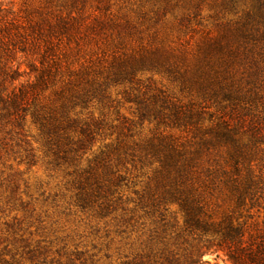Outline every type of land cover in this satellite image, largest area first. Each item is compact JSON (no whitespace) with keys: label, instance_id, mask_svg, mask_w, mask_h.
Here are the masks:
<instances>
[{"label":"rangeland","instance_id":"374dc122","mask_svg":"<svg viewBox=\"0 0 264 264\" xmlns=\"http://www.w3.org/2000/svg\"><path fill=\"white\" fill-rule=\"evenodd\" d=\"M158 94L198 123L133 101ZM93 122L65 155L81 137L67 126ZM224 123L264 127V0H0V264H230L180 206L216 226L235 213L230 180L264 179V143L235 172ZM169 143L182 179L159 159Z\"/></svg>","mask_w":264,"mask_h":264},{"label":"trees","instance_id":"16d2710c","mask_svg":"<svg viewBox=\"0 0 264 264\" xmlns=\"http://www.w3.org/2000/svg\"><path fill=\"white\" fill-rule=\"evenodd\" d=\"M219 90L224 93L227 90L223 85L219 86ZM228 100H232L231 93L225 95ZM234 100V99H233ZM139 106H144V109L155 108L156 104H160L157 114H152L154 121H169L174 126L189 125L199 118H194L193 115L187 114L182 110V107L172 105L170 108L167 105L166 99L162 94L156 95L151 102L147 100H133ZM14 108L19 111L21 105L14 101ZM168 111V114L164 113ZM145 114H141V118H145ZM195 124V123H193ZM79 127L80 138L74 141L67 137L65 140L69 142L70 148L65 151V155L69 153H78L84 151L87 143L94 140V129L99 124L93 122L85 123L78 126L77 123H71L66 129ZM242 133V134H239ZM248 138L247 142L243 141V137ZM214 141L219 145H224L229 148V158L234 162L235 172L240 163H251L253 158L252 153L255 152L259 145L264 143V127L249 126V131L238 132L233 129L230 124L224 123L223 127L215 132ZM159 153L161 163L164 169L173 171L176 178L182 179L184 173V157L178 147L172 143L159 144ZM229 194L235 205V213H230L216 226L201 220L202 208L197 200L184 198L180 202L181 209L184 213V224L187 229H190L193 235L196 231H200V239L207 235H214L215 240H206V249L211 247L216 248L225 254L227 261L230 264H264V179L261 177L253 178L249 174L244 180H230ZM96 192H100L101 184L96 181L93 184ZM92 190V189H91ZM247 209L257 210L262 215L263 229L254 234L250 232L248 221L253 219V216H243L241 211ZM237 210V211H236ZM200 259L196 255H190L184 261L173 260L169 264H198Z\"/></svg>","mask_w":264,"mask_h":264}]
</instances>
